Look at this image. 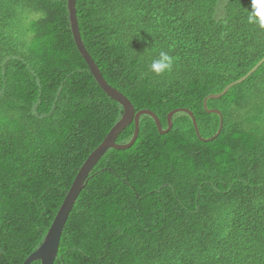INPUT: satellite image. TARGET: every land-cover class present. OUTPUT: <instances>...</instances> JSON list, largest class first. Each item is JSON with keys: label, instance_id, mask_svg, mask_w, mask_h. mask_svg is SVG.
I'll return each mask as SVG.
<instances>
[{"label": "trees", "instance_id": "16d2710c", "mask_svg": "<svg viewBox=\"0 0 264 264\" xmlns=\"http://www.w3.org/2000/svg\"><path fill=\"white\" fill-rule=\"evenodd\" d=\"M251 0H75L81 41L103 79L163 130L264 57ZM174 57L157 76L151 61ZM209 142L190 117L160 135L147 115L126 150L89 173L53 264H264V63L219 99ZM123 110L97 85L71 33L67 0H0V264L42 243L87 157ZM128 125L117 137L126 144ZM31 264H39L38 261Z\"/></svg>", "mask_w": 264, "mask_h": 264}, {"label": "water", "instance_id": "95a60500", "mask_svg": "<svg viewBox=\"0 0 264 264\" xmlns=\"http://www.w3.org/2000/svg\"><path fill=\"white\" fill-rule=\"evenodd\" d=\"M67 10H68V16H69V24L70 29L73 37L74 44L86 63L89 72L99 88L113 101H115L117 104H119L123 110V114L120 118V120L111 128V130L108 132L102 143L93 150V152L87 157L85 162L82 164L80 169L78 170L70 189L65 196L64 200L62 201V204L60 205L51 225L49 226L42 243L40 246L32 252L22 264H31L32 262L38 261L39 264H53L54 260L57 256L58 252V246L60 237L64 228V225L68 219V216L73 208V205L80 193V191L84 188L86 184L87 177L93 167L97 164V162L104 156V154L110 150H126L130 148L133 143L135 142L138 132H139V118L142 115H147L152 118L154 121V124L156 126L157 132L160 135H164L168 133L172 128V116L176 113H185L187 114L192 122V126L194 128V131L196 133V136L200 139L202 142H209L213 140L221 131L222 128V118L220 115V112L218 110H209L206 107V102L209 99H219L223 95L226 94V92L232 88L235 85H238L245 81L248 77H250L263 63H264V57L242 78L239 80L230 83L227 85L220 94L215 95H209L203 100V108L204 110L209 114H216L219 116V127L216 132V134L209 139H203L199 136L197 125L194 119L193 114L184 108H179L172 110L169 112L166 116V129L163 130L159 119L155 114H153L149 110H140L138 112L134 111V108L132 104L127 100V98L122 95L119 91L112 88L110 85L107 84V82L103 79L99 69L95 65L94 61L90 57V55L87 53L79 34V29L77 25V19H76V11H75V0H67ZM131 123L134 124L133 128V134L130 139V141L126 144H117L116 139L118 135Z\"/></svg>", "mask_w": 264, "mask_h": 264}, {"label": "clouds", "instance_id": "9594fccd", "mask_svg": "<svg viewBox=\"0 0 264 264\" xmlns=\"http://www.w3.org/2000/svg\"><path fill=\"white\" fill-rule=\"evenodd\" d=\"M250 9L247 13V23L264 29V0H251ZM174 65V57L166 51H160L151 61L150 71L157 76L171 72Z\"/></svg>", "mask_w": 264, "mask_h": 264}]
</instances>
